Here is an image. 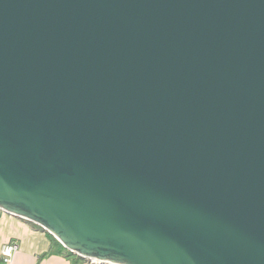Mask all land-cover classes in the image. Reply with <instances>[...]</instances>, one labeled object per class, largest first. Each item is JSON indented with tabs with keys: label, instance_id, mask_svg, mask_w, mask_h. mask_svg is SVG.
I'll list each match as a JSON object with an SVG mask.
<instances>
[{
	"label": "water",
	"instance_id": "water-1",
	"mask_svg": "<svg viewBox=\"0 0 264 264\" xmlns=\"http://www.w3.org/2000/svg\"><path fill=\"white\" fill-rule=\"evenodd\" d=\"M0 210L95 264H264V0H0Z\"/></svg>",
	"mask_w": 264,
	"mask_h": 264
},
{
	"label": "crops",
	"instance_id": "crops-1",
	"mask_svg": "<svg viewBox=\"0 0 264 264\" xmlns=\"http://www.w3.org/2000/svg\"><path fill=\"white\" fill-rule=\"evenodd\" d=\"M17 241L20 249L9 263L1 256L5 243ZM0 264H95L89 260L66 257L55 249L44 230L36 224L0 210Z\"/></svg>",
	"mask_w": 264,
	"mask_h": 264
},
{
	"label": "trees",
	"instance_id": "trees-1",
	"mask_svg": "<svg viewBox=\"0 0 264 264\" xmlns=\"http://www.w3.org/2000/svg\"><path fill=\"white\" fill-rule=\"evenodd\" d=\"M39 228H41L42 230H44L42 227H40L39 225H37ZM45 231V230H44ZM46 232V231H45ZM46 234L48 235L50 241H51V245L53 250L55 249L56 251H58L60 254L66 256V257H75L77 259H82V260H89L86 258H83L79 255H76L74 253H72L71 251H69L67 248H65L52 234L46 232ZM90 261V260H89Z\"/></svg>",
	"mask_w": 264,
	"mask_h": 264
},
{
	"label": "built area",
	"instance_id": "built-area-1",
	"mask_svg": "<svg viewBox=\"0 0 264 264\" xmlns=\"http://www.w3.org/2000/svg\"><path fill=\"white\" fill-rule=\"evenodd\" d=\"M20 249V244L17 241L5 243L1 247V256L5 263H9L13 255ZM93 263V262H92Z\"/></svg>",
	"mask_w": 264,
	"mask_h": 264
}]
</instances>
